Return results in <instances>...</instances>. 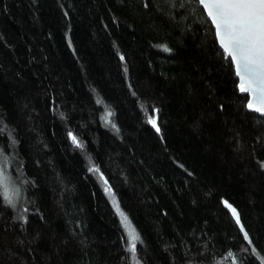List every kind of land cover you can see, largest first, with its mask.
I'll return each mask as SVG.
<instances>
[{"label": "trees", "instance_id": "16d2710c", "mask_svg": "<svg viewBox=\"0 0 264 264\" xmlns=\"http://www.w3.org/2000/svg\"><path fill=\"white\" fill-rule=\"evenodd\" d=\"M238 85L196 0H0V264H264Z\"/></svg>", "mask_w": 264, "mask_h": 264}, {"label": "snow or ice", "instance_id": "6c2138e0", "mask_svg": "<svg viewBox=\"0 0 264 264\" xmlns=\"http://www.w3.org/2000/svg\"><path fill=\"white\" fill-rule=\"evenodd\" d=\"M196 2L207 11V16L215 26V35L221 48L235 65L236 75L240 78V91L252 94V101L247 107L264 113V0H196ZM111 115L109 112L108 116ZM150 122L156 126L155 119H150ZM72 139L79 146L76 138ZM0 185L6 192V178L3 176H0ZM224 203L231 209L232 215L239 223L237 210L227 201ZM121 215L123 217V213ZM123 219L129 229L131 242L129 251L134 253L138 236L131 228L127 217ZM244 238L248 239L246 232Z\"/></svg>", "mask_w": 264, "mask_h": 264}, {"label": "rangeland", "instance_id": "374dc122", "mask_svg": "<svg viewBox=\"0 0 264 264\" xmlns=\"http://www.w3.org/2000/svg\"><path fill=\"white\" fill-rule=\"evenodd\" d=\"M0 176L6 178L7 193L11 198H14L17 193V183L13 180V177L9 170V164L6 161V158L0 153ZM5 191V188H4Z\"/></svg>", "mask_w": 264, "mask_h": 264}, {"label": "water", "instance_id": "95a60500", "mask_svg": "<svg viewBox=\"0 0 264 264\" xmlns=\"http://www.w3.org/2000/svg\"><path fill=\"white\" fill-rule=\"evenodd\" d=\"M205 10V9H204ZM206 11V10H205ZM206 13H207V11H206ZM210 18V17H209ZM219 41V40H218ZM238 79H239V89H240V78H239V76H238ZM240 93L241 94H243V95H248L249 96V101H248V103H250L251 101H252V94L251 93H245V92H241L240 91ZM248 105V104H247ZM249 109V108H248ZM249 111H251V112H254V113H257V114H259V115H261V116H264V113H261V112H256V111H254V110H252V109H249Z\"/></svg>", "mask_w": 264, "mask_h": 264}]
</instances>
